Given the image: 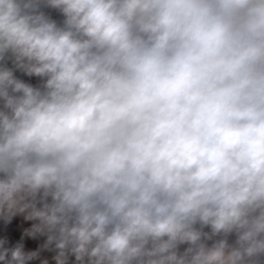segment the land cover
<instances>
[{"label": "clouds", "instance_id": "obj_1", "mask_svg": "<svg viewBox=\"0 0 264 264\" xmlns=\"http://www.w3.org/2000/svg\"><path fill=\"white\" fill-rule=\"evenodd\" d=\"M0 264H264V0H0Z\"/></svg>", "mask_w": 264, "mask_h": 264}]
</instances>
